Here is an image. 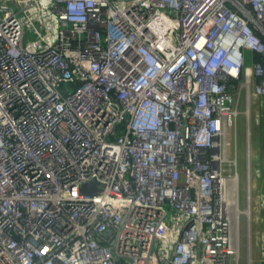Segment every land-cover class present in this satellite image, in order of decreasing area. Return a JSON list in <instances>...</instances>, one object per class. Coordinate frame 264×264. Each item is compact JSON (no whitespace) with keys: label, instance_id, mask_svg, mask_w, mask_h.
I'll list each match as a JSON object with an SVG mask.
<instances>
[{"label":"built area","instance_id":"1","mask_svg":"<svg viewBox=\"0 0 264 264\" xmlns=\"http://www.w3.org/2000/svg\"><path fill=\"white\" fill-rule=\"evenodd\" d=\"M262 99L264 0H0V264H240Z\"/></svg>","mask_w":264,"mask_h":264},{"label":"rangeland","instance_id":"2","mask_svg":"<svg viewBox=\"0 0 264 264\" xmlns=\"http://www.w3.org/2000/svg\"><path fill=\"white\" fill-rule=\"evenodd\" d=\"M243 105H240V108H242ZM252 113L253 116L255 118V114H260L262 113L263 115L261 117L264 116V99H262L260 102L259 100H256V104H255V109H252ZM261 123L260 129L261 131L260 134L258 132V135L260 138H258V142H257V149H259V153H258V159L257 161H259L260 159H263V166H264V121L263 123ZM233 136H230V141L233 142ZM234 147L232 146L231 148V152H233ZM236 155L238 157V171L239 174L241 175V196H242V181L244 178V174H245V123H244V115L241 114L238 117V125H237V135H236ZM257 187H259L262 189L263 194H264V185L260 186L258 185ZM256 187V188H257ZM264 199V196H263ZM244 201L243 198L241 197V206H243ZM250 223L253 225V229L250 232V236L249 238L252 239V245H253V250H252V255H251V251H250V255H251V259L253 263H249V264H264V202L260 203V201H258L256 203L253 202V207H252V211H251V216H250ZM243 226H244V220H242V233H244L243 231ZM244 239L241 238V259H240V264H247L246 262V258L248 257V255L246 256V252H245V247H244ZM254 260V261H253Z\"/></svg>","mask_w":264,"mask_h":264},{"label":"crops","instance_id":"3","mask_svg":"<svg viewBox=\"0 0 264 264\" xmlns=\"http://www.w3.org/2000/svg\"><path fill=\"white\" fill-rule=\"evenodd\" d=\"M264 121V116L261 117L259 120H256L255 118L252 119L251 121V127H250V136H248L249 139V146L248 148L245 147V174H244V178L242 181V198L243 201L245 200V187L246 184L249 180V186H250V208L252 211V207H253V202L256 201V203L258 201H260V203L264 202L263 199V191L259 187H257L258 185L262 186L264 185V166H263V159H260L259 161H257L258 159V153H259V149H257V142H258V132L261 131L260 126L261 123H263ZM260 134V132H259ZM246 138V137H245ZM247 152H248V157H247ZM249 171V172H248ZM240 185H241V175H240ZM257 187V188H256ZM241 195V193H240ZM253 225L251 224V228H250V232L252 231ZM243 231L244 233H242V229H241V238L244 239V247H245V252L247 249V246L249 245V249L251 251V255H252V250H253V245H252V239L249 238V236H246V232H245V225L243 226Z\"/></svg>","mask_w":264,"mask_h":264},{"label":"trees","instance_id":"4","mask_svg":"<svg viewBox=\"0 0 264 264\" xmlns=\"http://www.w3.org/2000/svg\"><path fill=\"white\" fill-rule=\"evenodd\" d=\"M256 58L258 59V58H259V56H258V55H256Z\"/></svg>","mask_w":264,"mask_h":264},{"label":"bare ground","instance_id":"5","mask_svg":"<svg viewBox=\"0 0 264 264\" xmlns=\"http://www.w3.org/2000/svg\"><path fill=\"white\" fill-rule=\"evenodd\" d=\"M252 260V259H251ZM254 261V260H253ZM251 263H253V262H251Z\"/></svg>","mask_w":264,"mask_h":264}]
</instances>
